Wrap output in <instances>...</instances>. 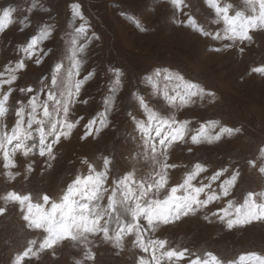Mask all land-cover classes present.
Listing matches in <instances>:
<instances>
[{"label":"rangeland","instance_id":"rangeland-1","mask_svg":"<svg viewBox=\"0 0 264 264\" xmlns=\"http://www.w3.org/2000/svg\"><path fill=\"white\" fill-rule=\"evenodd\" d=\"M224 3L233 6L232 14L236 10L248 12L244 0H221V4ZM73 4H79L83 20L73 16ZM9 6L14 9L12 23L0 31V73L4 74L0 80L13 74L17 76L11 84L0 85V94L12 89L8 113L3 119L9 130L16 120L17 102L27 105L31 96L46 99L49 90L59 96L65 84L71 83L72 34L81 23L86 25L87 33L79 41L85 45V51L80 54L82 63L75 79L92 75L81 86L79 97L70 107L69 120L79 123L70 136L62 137L54 146L52 156H40V137L35 131L27 142L29 147L35 145L33 151L27 157L18 151L14 156L15 168L4 169L0 154V197L15 190L30 192L34 197L47 193L56 199L76 175L88 174L84 160L97 170H102L105 157L112 160L106 184L109 192L101 201L104 204L120 176L132 172L139 180L152 175L164 162V156L160 154L162 150H158L153 159L132 119L147 122L146 112L138 102L142 97L154 112L164 116L174 114L177 120L190 122L185 140L174 143L167 152V163L176 165L168 170L169 187L182 183L192 166L200 163L207 170L193 183L198 187L211 186L200 194L201 199L210 192L219 196L195 215L167 225L157 224L155 230L147 229L143 234L145 241L163 239L167 241L166 249L189 251L190 255L184 260L169 262L165 259L162 264H188L193 255L208 251L224 261L245 252L264 255V221L228 229L219 219L220 210L227 208L229 200L239 205L246 192L264 190V174L258 171L264 164L260 153L264 148V72L253 71L264 67V30L253 31L252 40L243 43L201 35L187 23L189 17L211 33L223 28L222 22H214L215 12L205 0H181L179 5H174L172 0H0V14ZM44 26L51 27V36L29 58L23 49ZM226 44L231 47H224ZM218 48L220 51H215ZM41 57L42 63L36 64V59ZM21 60L25 68L17 69ZM56 63L64 66L59 87L51 83ZM115 69L120 70L121 77L113 93ZM157 69L159 76L155 75ZM177 75L184 81L199 84L214 96L193 97L192 102L183 107L179 106L177 98L175 106L169 105L165 93L172 97L184 92ZM29 88L31 93L21 91ZM109 97H113V102L107 115L108 125L98 133L93 129L92 134L85 137L89 120L97 121L94 128L99 126L100 114L105 112V101ZM202 124L207 126L210 135L219 133L222 127L239 131L222 133L219 140L211 143L193 144L191 135ZM52 140L53 137L48 136L46 143ZM250 160L256 161V167L249 164ZM28 164H32L31 172L27 171ZM222 168L229 169V173L213 180V174ZM236 169L241 173L240 178L229 195L223 196L220 185ZM7 171L19 175L11 180ZM0 207L7 209L0 215V264H12L14 256L27 247L28 241H37L35 247L38 248L44 233L27 227L18 204L0 199ZM214 212L216 216L212 215ZM141 223L147 225L146 221ZM115 226L113 222L112 227ZM134 241V235L127 236L123 248H116L102 237H89L88 247L95 253V259L84 264H138L141 256L150 260V252H143ZM84 252V246L78 242L63 240L52 249L26 258L25 264H76L83 260Z\"/></svg>","mask_w":264,"mask_h":264},{"label":"snow or ice","instance_id":"snow-or-ice-1","mask_svg":"<svg viewBox=\"0 0 264 264\" xmlns=\"http://www.w3.org/2000/svg\"><path fill=\"white\" fill-rule=\"evenodd\" d=\"M181 0H172L174 5H179ZM206 4L212 8L216 15L215 23H223L221 31L211 33L203 27H199L195 21L189 17L187 23L203 36H211L214 40H230L233 43L251 41V33L255 30H264V0H244L248 12L236 10L232 14L233 6L228 3L221 4V0H205ZM35 4H33V7ZM72 14L83 20V14L80 11L79 4L71 5ZM14 9L10 6L5 7L0 14V31H3L12 23V14ZM52 33L50 26H44L38 35L31 37L30 42L23 51L29 54V58L34 54L38 46L47 40ZM87 27L81 23L74 29L72 34V48L70 60L72 64V81L66 83L64 91L57 94L49 90L46 99L41 100L38 96H31L27 105L21 102L15 110L16 120L11 129L3 122L8 113V102L12 89L0 94V154H2L3 168L8 170L16 167L14 156L18 151H22L27 157L33 151L27 142L32 138L33 132L39 133V154L40 156H52L53 148L58 144L61 138H67L71 135L72 129L76 123L69 120L71 105L79 97L81 86L92 75L89 73L83 79H75L79 76V69L82 63L80 54L85 51V45L80 43V39L86 36ZM94 35V34H93ZM231 47V45H224ZM243 48L240 49L243 52ZM49 51H51L49 49ZM220 51V49H215ZM48 53L45 52L46 56ZM43 57L36 59L35 63H42ZM63 64L56 63L54 73L51 77L53 86L59 87L62 83ZM17 69H24L23 60L16 65ZM15 71V70H12ZM253 71L264 72V67L256 68ZM115 80L113 81V93L120 85L121 73L115 69ZM0 73V76H3ZM160 75V70L155 72ZM171 79V74H169ZM184 85V92L177 93L176 96L168 97L165 93L169 105L175 106L177 98L180 101V107L186 106L192 102L193 97L204 95L214 96L211 92H206L199 84L184 81L183 77H176ZM17 79L16 75H10L8 79L0 80V85L11 84ZM151 80V78H149ZM21 91L32 92V89H21ZM113 97L106 99L105 112L100 114L99 126L95 119L89 120L85 126L87 131L85 137L92 134L93 129L98 133L102 128L108 125L107 115L112 107ZM140 106L145 110L147 122L137 120L132 117L136 128L142 133L143 145L147 151H150L153 159L158 154L164 156V162L159 164V168L152 175L137 180L134 173L128 172L120 176L107 195V203H101L105 194L109 192L106 187L112 160L105 157L102 170L84 160L87 165V175H76L69 183L63 194L54 199L49 194L43 193L36 197L32 193H21L10 190L0 199L5 202L18 204L22 219L27 223V227L42 230L43 239L39 242V247L35 245L37 241H28L27 247L17 253L12 264H25L26 258L37 256L38 252L45 249H52L63 240L78 242L84 246L83 260L76 261V264H84V261L95 259V253L88 247L89 237H102L103 240L111 242L116 248H123L125 237L134 235V243L145 253L151 254V259L147 260L144 256L139 257L138 264H162L163 260L169 262L175 260H184L189 254L188 249L176 250L166 249L167 241L163 239H149L145 241L144 233L147 229L155 230L157 224H169L182 217L195 215L202 208H206L214 199H219L215 192H210L205 198L201 199L200 194L205 192L210 185L196 186L193 181L207 169L200 163H195L192 170L187 172L183 182L169 187L168 170L175 168L176 165L167 163L168 149L176 142H183L188 135L189 121H179L174 114L160 115L148 108L142 97L138 98ZM27 109V113H26ZM62 115V118L60 114ZM55 114V115H54ZM27 115V122H25ZM35 126V127H34ZM215 125H213L214 127ZM239 129L222 127L219 133L210 135L207 132V126L201 125L198 130L191 135V142L199 144L202 141L211 143L221 138V134ZM154 133V135H153ZM52 136V143H46V138ZM11 146V147H10ZM191 151V149H189ZM261 156L264 157V148L260 149ZM54 158V157H53ZM249 164L256 167V161L250 160ZM27 171H32V164L27 165ZM259 173L264 174V164L258 168ZM229 169L222 168L212 176L213 180L219 179ZM9 179L14 180L19 173L7 171ZM238 169L232 170L228 179L220 185L223 196H228L240 178ZM182 192L183 194H178ZM233 209V211H229ZM7 211L6 207H0V215ZM222 215L219 219L225 222L228 229L236 226L250 224L254 221H264V190L255 192L248 191L243 197V202L234 205L233 201H228V206L220 210ZM216 216L217 213H212ZM207 220L208 216H204ZM146 221L143 225L141 221ZM115 222V228L112 227ZM188 264H264V255L257 252L241 253L232 260L224 261L215 253L208 251L202 255L195 254L188 260Z\"/></svg>","mask_w":264,"mask_h":264}]
</instances>
